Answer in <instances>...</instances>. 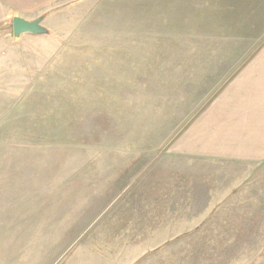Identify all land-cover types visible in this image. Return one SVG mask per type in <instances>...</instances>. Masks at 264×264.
<instances>
[{"label":"rangeland","instance_id":"1","mask_svg":"<svg viewBox=\"0 0 264 264\" xmlns=\"http://www.w3.org/2000/svg\"><path fill=\"white\" fill-rule=\"evenodd\" d=\"M19 1L0 24V264H264V161L176 148L264 63V8ZM15 17L48 34L15 38Z\"/></svg>","mask_w":264,"mask_h":264},{"label":"crops","instance_id":"2","mask_svg":"<svg viewBox=\"0 0 264 264\" xmlns=\"http://www.w3.org/2000/svg\"><path fill=\"white\" fill-rule=\"evenodd\" d=\"M17 1L0 0V24L3 20L7 21L10 10L11 15L25 16L24 13L28 9L19 0ZM165 1L168 4L182 5L183 8H187L184 10L215 6L234 11L242 8H264V0ZM129 2L134 3L135 0ZM233 20L236 23V20ZM231 21L232 19L228 24H219L220 28L230 27L229 35L232 33ZM201 55L211 57L221 56V53L202 52ZM229 71L228 65H222L221 76L216 78L229 77ZM208 72L209 70L203 69L196 73H201L200 79ZM189 126L186 131L188 133L184 136L186 142H180V139H177L176 148L182 147L183 152L198 157L222 156L223 153H230L239 155L243 161H264V63L255 61L242 65L237 75L221 89L217 98L202 110ZM209 154L213 155L205 156Z\"/></svg>","mask_w":264,"mask_h":264},{"label":"water","instance_id":"3","mask_svg":"<svg viewBox=\"0 0 264 264\" xmlns=\"http://www.w3.org/2000/svg\"><path fill=\"white\" fill-rule=\"evenodd\" d=\"M44 19L38 18L34 21H29L21 17H15L13 19V33L15 38L22 36H38L47 35L48 30L42 26Z\"/></svg>","mask_w":264,"mask_h":264}]
</instances>
